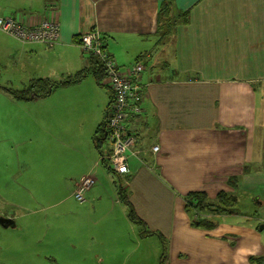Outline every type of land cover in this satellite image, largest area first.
I'll use <instances>...</instances> for the list:
<instances>
[{
	"label": "crops",
	"instance_id": "crops-1",
	"mask_svg": "<svg viewBox=\"0 0 264 264\" xmlns=\"http://www.w3.org/2000/svg\"><path fill=\"white\" fill-rule=\"evenodd\" d=\"M2 1L1 15L27 23L51 16L61 29L52 46L22 43L0 31V226L17 228L13 211L19 208L31 214L57 209L64 199H43L75 198L87 174L96 181L80 206L96 210L112 198L120 205L110 181L115 174L144 223V235L134 236L137 247L123 238V231L135 230L122 207L126 222L114 225L119 236L93 239L106 245L103 251L128 264L143 238L160 235L166 264H264V0H29L27 10ZM166 1L178 22L169 32L157 24ZM95 28L123 71L136 62L144 65L147 88L141 114L127 122L136 142L124 176L107 167L110 143L102 153L94 144L111 94L92 74L48 93L39 82L38 95L17 98L6 90H24L38 79L60 83L89 69L78 41ZM195 191L211 200L219 192L234 195L237 210L214 216L213 229L195 227L185 210L186 195ZM45 240L12 238L3 254L10 258L2 264H25L21 254L30 261H58L56 248ZM152 243V262L139 254L143 264H160V240ZM39 244L48 251L35 250ZM104 254L98 253L102 260Z\"/></svg>",
	"mask_w": 264,
	"mask_h": 264
},
{
	"label": "rangeland",
	"instance_id": "rangeland-1",
	"mask_svg": "<svg viewBox=\"0 0 264 264\" xmlns=\"http://www.w3.org/2000/svg\"><path fill=\"white\" fill-rule=\"evenodd\" d=\"M2 2L4 4L16 6L19 10H27L32 6V3L29 0H4ZM104 83L107 84V80H105ZM110 165L112 166L111 162L108 161L107 166ZM110 177L112 185H114L119 191V178L115 174L110 175ZM103 183L105 184L104 181ZM12 198L18 202L21 201L20 196H12ZM65 198L66 196L64 195L45 199L42 198L43 203H50L58 199H64L57 209H47L44 212L36 214H31L29 211L21 210L20 208L13 211L16 212L19 217L18 227L5 229L0 226V257H2V259H0V264L4 262L3 259L10 258L9 254L3 256L6 251L7 241L11 242L12 238L18 236L24 238L34 236L40 239L44 238L46 239L45 241H50V248H56L54 253L58 255V261L49 259L48 264H59L60 262L62 264H127L125 257H120V259H118V256L116 257L113 251H103L104 248H106V245H104L103 242L96 245L93 240L98 237L102 240V237L100 236L102 233L105 234L106 237L108 234L111 238L119 236L114 225L123 227L124 222H126L123 209L125 210L126 216L129 214V207L121 197V201L119 202L120 205L115 204L114 199L112 198L108 203L105 202L103 205L99 204L96 210H92L86 206H80L81 204L76 198L70 197L68 200H65ZM32 208H37V205H32ZM22 215L25 216L23 217ZM39 221H43V223H39L37 226L36 224ZM133 226L135 232L128 233V230L123 231V238L127 240L129 244L131 243L132 247H137L138 244L134 241V236L143 237L142 235H144V232L142 231L144 230V226L136 222H133ZM143 240L144 242L142 241L139 250L133 256L134 258L130 263L136 264V262H139V264H143L144 261L146 263L152 262L150 261V257L154 253L153 249L155 246V244L152 243V240H160V243L157 244L162 246L160 252V255H162L164 242L159 236H147L143 238ZM58 243H60L61 247H57ZM74 244H76V249H70ZM17 246H25V244H18ZM64 246H66V248H64ZM68 246L71 247L69 248ZM27 248H30V246L28 245ZM34 248L35 250L48 251L44 249L42 244L35 245ZM50 251L53 250L51 249ZM68 251L73 254L71 258L67 257ZM100 252L107 255L105 260H102L101 257H99L98 253ZM141 252L144 253V261L139 256ZM44 258L45 257L42 256L41 259L34 260L32 257L33 261H30L31 256L26 254L20 255L21 261L25 264H46ZM164 261L166 264V251ZM130 263L128 262V264Z\"/></svg>",
	"mask_w": 264,
	"mask_h": 264
},
{
	"label": "built area",
	"instance_id": "built-area-1",
	"mask_svg": "<svg viewBox=\"0 0 264 264\" xmlns=\"http://www.w3.org/2000/svg\"><path fill=\"white\" fill-rule=\"evenodd\" d=\"M60 23L50 17L41 19L38 23H27L20 17L4 16L0 14V31L17 39L22 43H44L54 45L60 37ZM79 46L84 56L97 58L105 73V80L113 90L115 100L108 108V136L111 145V164L120 176L129 173L128 153L135 145V138L126 132L125 122L139 115L142 111L143 86L140 83L144 65L136 62L123 71L118 62L109 53L106 42L99 29H92L79 37ZM104 80V81H105ZM159 147L155 145L154 151ZM92 174L85 175L75 190V198L83 202L84 193L95 184Z\"/></svg>",
	"mask_w": 264,
	"mask_h": 264
},
{
	"label": "trees",
	"instance_id": "trees-1",
	"mask_svg": "<svg viewBox=\"0 0 264 264\" xmlns=\"http://www.w3.org/2000/svg\"><path fill=\"white\" fill-rule=\"evenodd\" d=\"M171 7L172 6H171L170 1H166V2L162 3L161 8H160V14L158 15V20H157L158 28L162 27L164 29H167V28L174 27L177 25L178 22L171 19V15H170ZM184 21L185 22L188 21V15H184ZM167 32H169V29H167ZM163 36H165V35H163ZM103 38H104V36H103ZM104 40H105V38H104ZM105 42H106V40H105ZM86 58H87V61L89 62V65H90L89 69H85L83 71H80L73 78L64 80L60 83H53V84L50 83L48 80L38 79V80L30 82V85H28V87L24 90L17 91V90H13V89H9V88L8 89L6 88V90L8 92L12 93V95H14L17 98L22 97L21 95L23 93H26V92H28L30 94L38 95L39 94L38 83L40 82L42 85L46 84V89H44L43 91L45 93H48L47 88L57 87V86H61V85L68 84V83L79 82L87 74L90 73L94 76V78L96 79L97 83L100 86L105 87L109 90V92L111 94V97H110L111 99H110V104H109V107H110L115 100V95H114L113 90L110 88V85L104 83V80L106 79L105 73H104V68H103L101 62L97 58H95L93 56H89ZM140 83L143 86V89L141 90L142 101L140 102V105L142 107V104L144 103L143 102L144 97H145L144 93L146 92V88H147V87L145 88V84L143 82V72L141 75ZM140 114L141 113H139V115ZM107 115H108V110L106 112L105 122L100 127H98V129L94 135V138H93L94 144H95L96 148L100 151V153H102V147L105 144V142H109V141H107V136H108V132H109L108 131V122H107L109 117ZM139 115H137V116H139ZM129 120H127L124 124V125H126V129H127L126 132L128 135L130 134V135L134 136L133 133L128 131L127 122ZM107 167L110 171H112V170L114 171V169L111 166H107ZM233 182H234V179H230L228 181L229 184H233ZM118 193H119V196L121 197V199L129 207L128 217L130 218V220L133 222H136V223H140L144 226V223L141 220H139L138 217L136 216L134 208L131 205V203L124 197L123 192L120 189V184H119ZM185 210L192 217V225L193 226L200 227L203 229H213V228H215V226L217 224L216 220L214 219V216L221 215V214H233L236 212V210H237V199L234 195H230L227 192H219L217 194V196L215 197V199L211 200V198L205 192L195 191V192H191V193L186 195V197H185ZM207 214H209L210 217ZM159 237L162 239V237L160 235H159ZM162 241L164 242L163 239H162ZM164 258H165V246L163 247V252L161 255V264H165Z\"/></svg>",
	"mask_w": 264,
	"mask_h": 264
},
{
	"label": "water",
	"instance_id": "water-1",
	"mask_svg": "<svg viewBox=\"0 0 264 264\" xmlns=\"http://www.w3.org/2000/svg\"><path fill=\"white\" fill-rule=\"evenodd\" d=\"M3 221H4V219H3ZM2 222V221H1Z\"/></svg>",
	"mask_w": 264,
	"mask_h": 264
},
{
	"label": "clouds",
	"instance_id": "clouds-1",
	"mask_svg": "<svg viewBox=\"0 0 264 264\" xmlns=\"http://www.w3.org/2000/svg\"><path fill=\"white\" fill-rule=\"evenodd\" d=\"M79 42V41H78ZM79 45V44H78Z\"/></svg>",
	"mask_w": 264,
	"mask_h": 264
}]
</instances>
